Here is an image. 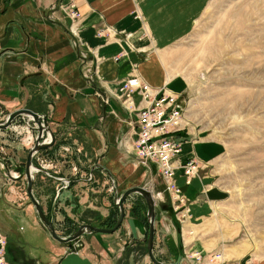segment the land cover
Wrapping results in <instances>:
<instances>
[{"label":"crops","instance_id":"obj_1","mask_svg":"<svg viewBox=\"0 0 264 264\" xmlns=\"http://www.w3.org/2000/svg\"><path fill=\"white\" fill-rule=\"evenodd\" d=\"M133 1L77 0L80 28L75 35L69 30L70 20L60 10L63 0H0V113L6 115L26 108L46 116L56 139L44 148L41 157L52 167L46 165L45 171H37L47 178L46 184L51 188L36 186L33 180L32 191L59 235L64 231L73 233L79 224L86 222L96 227H110L108 223L116 215L100 203L99 197L102 191L109 189L112 180L118 194L129 186L151 184L157 199L153 251L162 241L165 247L178 253V216L170 204L161 205L164 193L152 175L160 177L156 166L147 167L134 158L136 135L132 124L135 115L129 114L110 92L136 71L149 85L166 86L170 92L182 93L185 100L194 95V89L183 76L170 79L166 76V68L156 63L159 57L147 48L146 28ZM100 30L104 33L98 35ZM145 51L148 56L143 61ZM133 61H138L139 70L133 68ZM87 67L93 71L92 78L86 75ZM174 83L179 86L175 87ZM98 94L109 97L108 103L105 104ZM140 98L135 95L134 103ZM5 134L8 135L7 130L0 129L1 141L10 140ZM175 134L181 140L182 160L192 155L199 159V174L192 177L189 184L181 168L176 169V180L188 200L190 218L198 220V226L188 223L190 213L179 221L184 225L182 230L194 226V232L205 236L206 204H212L217 194L216 188H212L215 183L209 182V177L214 174L215 163L227 145L221 139L196 131L192 120L188 131L179 130ZM74 145L82 149L80 158L84 163L80 164L78 175L69 169L73 157L62 152L63 146H69L70 150ZM10 150L11 147L6 148L3 156L6 163L0 161V231L7 237L6 257L10 261L18 264H117L124 243L128 240L143 242L147 213L145 218L137 219L130 213L132 207L127 208L133 199L145 202L135 192L125 199V217L117 230L112 233L86 231L77 238L74 248L67 242L57 241L43 227L35 204L24 200V206L17 208L8 202L10 192L22 194L12 184L13 178L6 175L7 158L14 155ZM37 153L33 154L32 161L39 155ZM55 171L70 178V184L66 188L59 187L58 194L55 178L51 176ZM89 172H92L91 177ZM137 177L140 178L137 180ZM143 177L147 180L142 181ZM24 192L27 193L26 186ZM104 208L107 214L99 221L94 217L75 220V214L80 215L81 210L98 214L97 211ZM206 240L203 237V242H195L193 248H201L206 253Z\"/></svg>","mask_w":264,"mask_h":264},{"label":"rangeland","instance_id":"obj_2","mask_svg":"<svg viewBox=\"0 0 264 264\" xmlns=\"http://www.w3.org/2000/svg\"><path fill=\"white\" fill-rule=\"evenodd\" d=\"M133 2L146 28L147 48L159 57L155 60L156 63L160 62L166 68V76L170 79L178 75L183 76L190 82L191 89H194V95L188 99L187 109L193 127L199 133H207L227 145L224 154L216 161L214 168L212 167L214 174L209 177V182L215 183L212 188H216L217 194L212 198V204H206V235L201 236V232H194V226H186L182 230L184 225L177 220L180 224L179 230L177 229L180 238L179 252L175 253L160 241L155 245L156 257L164 263L189 264L190 261L193 264L190 255L204 251L201 248H193V244L203 242L204 237L207 238L206 250L209 253L222 250L229 258L251 254L253 264H264V0ZM143 55L144 61L148 56L147 51ZM133 62V68L139 70L138 61ZM173 85L179 86L178 83ZM8 115L0 113V123ZM18 117H15L6 129L8 135L5 136L10 140H0V161L5 162L6 158L3 156L6 148L11 147L10 152L14 155L7 158L9 168H6V175L13 178L12 184L16 185V189L22 191V194L10 192L8 202L21 208L24 206V200L33 204L28 193L24 192L28 181L24 167L26 154L37 141L35 137L38 131L36 122L30 117ZM42 117L47 123L46 116L43 114ZM43 134L42 142L49 138L45 130ZM68 147L63 146L62 152L73 157L69 169L78 175L79 166L83 163L80 158L82 149L78 145L70 147V150ZM43 150L44 148L38 150L39 155L33 160L37 165L36 171L32 172V178L36 186L42 185L50 190L51 187L46 184L47 178L41 177V171H45V167H52L42 159ZM38 166L41 171H37ZM152 175L157 180V186H161L163 191L161 178L155 173ZM51 176L55 178L56 194L59 192V186H68L58 176L67 180L70 179L69 176L59 171H55ZM139 178L137 177V180ZM144 180H147L146 177H143L142 181ZM144 184L147 182H143ZM148 186L153 187L151 184ZM108 188L107 191H102L99 201L116 215L113 219L109 217L108 225L111 227L119 214L117 203L112 197L114 187ZM163 192L164 200L161 205H171L172 198ZM135 195L141 194L137 192ZM94 199L97 201V197L94 196ZM145 202L133 199L127 208L132 207L130 213L137 219H143L146 216ZM182 209L183 207L173 212L178 215ZM100 210L97 211L98 214L87 209L81 210L80 215L75 214V220L94 217L93 219L99 221L107 214L106 208ZM187 211L186 213H190L185 214L188 223L197 224L199 221L190 218L191 211ZM145 226L143 242L128 240L124 243L122 256L117 264H154L146 252L148 222ZM60 234L68 233L64 231ZM74 241H71L73 247L76 244ZM129 254L131 256L128 257Z\"/></svg>","mask_w":264,"mask_h":264},{"label":"built area","instance_id":"obj_3","mask_svg":"<svg viewBox=\"0 0 264 264\" xmlns=\"http://www.w3.org/2000/svg\"><path fill=\"white\" fill-rule=\"evenodd\" d=\"M76 2L77 0H63V3H60V10L70 20L69 30L75 35H77L80 28V17ZM103 33L104 31L100 30L98 35ZM83 56H86L85 53H83ZM85 70L86 75L91 77L90 73L93 71L89 67ZM110 93L128 110L129 114L135 115L132 124L133 134L136 135L133 141L135 160L147 165V167L156 166L162 186H164L163 191L172 198V208L178 211L183 207L182 212L179 211L177 215L179 220H183L185 214H187L186 212H188L186 202L188 200L181 190V185L177 183L176 169L181 168L184 172L187 184L190 183L192 177L199 174V159L192 155L189 159L182 160L180 157L181 140L175 136L177 131H188L189 129V123L191 122V118L187 114L189 100H185L182 93L170 92L166 86L157 88L149 85L148 82L143 81L141 75L137 72L125 78L121 85ZM98 95L103 98L102 101L105 104L108 103L109 97ZM135 95L141 97L137 104L134 103ZM89 175L91 177L92 172H89ZM58 178L66 186L69 184L65 177L58 176ZM110 186L114 187L113 190L116 189L113 180ZM6 244V236L0 231V264H18L6 257ZM190 259L193 264H253L254 262L251 254L229 258L226 252L222 250L213 253L206 252V254L200 251L193 252Z\"/></svg>","mask_w":264,"mask_h":264},{"label":"water","instance_id":"obj_4","mask_svg":"<svg viewBox=\"0 0 264 264\" xmlns=\"http://www.w3.org/2000/svg\"><path fill=\"white\" fill-rule=\"evenodd\" d=\"M20 115H27L28 117L31 116L32 119L36 122L37 125V134L36 139L37 141L30 147L28 154H26V160H25V167H24V174L27 178V184H26V191L27 195L29 196L30 201L35 204V208L38 214V217H40V221L43 225V227L47 230H49L50 234L57 239V241L62 242H69V247L72 248L71 241L76 240L81 234L86 233V231H102V232H110L112 233L114 230H117L120 225V223L123 221V218L125 217V209H124V203L125 199L131 192L140 193L144 200H146V213H147V220H148V226L149 229L147 231V242H146V251L148 252V257L150 258V261L154 264H175V263H164L162 260H159L156 257L155 252L153 251V243L155 242L154 239V233H155V202L151 191L145 186L137 185V186H129L126 188L122 193L119 194V196L115 197V201L118 206V214L119 217H117L115 223L112 225V227H103L99 226L96 227V225L90 224V223H81L78 225L75 231L73 233H69L67 235H59L57 232V229H55L54 224L51 220V218L47 217L45 213L43 212L42 205L38 201V199L34 196V191H32V171L30 170L31 166H36V164L32 161V156L35 154L38 150H42L43 148H46L53 144L54 140L56 139L53 135V132L50 128V126L46 123L44 118L40 116L39 113L32 111L31 109L26 108H20L15 110V112H10V114L6 117V119L0 123L1 130L9 128V124L12 122V120L15 119V117ZM44 124V125H43ZM44 130L49 134L51 137V140L48 142H42L41 139H43V132ZM40 169V168H37Z\"/></svg>","mask_w":264,"mask_h":264},{"label":"bare ground","instance_id":"obj_5","mask_svg":"<svg viewBox=\"0 0 264 264\" xmlns=\"http://www.w3.org/2000/svg\"><path fill=\"white\" fill-rule=\"evenodd\" d=\"M31 119H32V117L31 116H29ZM44 125V124H43ZM37 129V128H36ZM49 139V138H48ZM47 139V140H48ZM36 167L33 165V166H31V168H30V170L33 172V171H35L36 169H35Z\"/></svg>","mask_w":264,"mask_h":264}]
</instances>
